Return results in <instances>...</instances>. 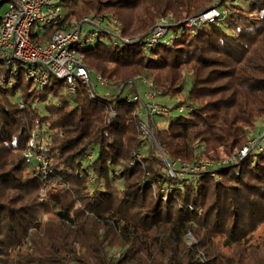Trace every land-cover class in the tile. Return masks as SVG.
I'll return each instance as SVG.
<instances>
[{
  "label": "trees",
  "instance_id": "1",
  "mask_svg": "<svg viewBox=\"0 0 264 264\" xmlns=\"http://www.w3.org/2000/svg\"><path fill=\"white\" fill-rule=\"evenodd\" d=\"M230 1L63 0L65 22L112 16L123 39L142 41L161 18L181 22L169 45L108 36L82 50L113 88L138 77L162 99L188 91L171 107L186 116L151 122L157 145L120 93L81 86L75 99L57 80L39 88L24 75L5 87L0 62V264H264V150L218 166L264 119V0ZM211 9L221 17L187 26ZM41 138L47 175L23 156ZM204 163L215 167L181 177L182 164Z\"/></svg>",
  "mask_w": 264,
  "mask_h": 264
},
{
  "label": "built area",
  "instance_id": "2",
  "mask_svg": "<svg viewBox=\"0 0 264 264\" xmlns=\"http://www.w3.org/2000/svg\"><path fill=\"white\" fill-rule=\"evenodd\" d=\"M1 2L2 7H6L5 13L0 15V62L8 71L6 79L1 81L5 87H16L17 77L24 75L39 88H46L53 80H57L64 85L70 97L75 99L81 86L103 89L106 97L120 93L128 103L136 105L134 117L138 120L143 138L151 139L154 144L156 140L150 130L151 122L157 117L172 118L175 113L178 116H186L191 111L190 108L183 107L173 112L168 106L157 103V99L162 98L161 92L155 88L151 80L130 81L119 88H113L110 80L86 68L85 55L82 51L83 48L92 47L99 41H105L108 36L115 38L116 46H122L120 43L137 42L144 43L147 48L160 43L169 45L174 38L171 28L174 25H180L181 22L161 18L152 32L142 41L140 37L130 40L122 38L121 25L112 16L87 17L75 24L72 21L65 22L67 9L64 7L63 0H1ZM220 17L219 10L211 9L202 17L188 22L187 26L213 23ZM52 29L55 31L51 38L44 40ZM102 34L105 36H101ZM169 34H171L170 37H168ZM36 38L39 42L35 41ZM118 40L122 42L119 43ZM114 116L116 113H113ZM39 141L34 149H27L23 154L27 165L38 164L35 168L47 175L51 162L43 156V148L39 146L42 142L46 143L45 138ZM263 150L264 144L259 139L251 140L235 156L218 163V166L238 164L251 151L261 153ZM91 160L92 157H89L88 161ZM168 167L171 165L168 164ZM174 167L176 168V164L173 165ZM213 167L215 166L210 163H204L201 166L182 164L180 171L181 174L198 173ZM120 256L121 254L117 253V258Z\"/></svg>",
  "mask_w": 264,
  "mask_h": 264
},
{
  "label": "rangeland",
  "instance_id": "3",
  "mask_svg": "<svg viewBox=\"0 0 264 264\" xmlns=\"http://www.w3.org/2000/svg\"><path fill=\"white\" fill-rule=\"evenodd\" d=\"M243 2V1H242ZM229 3L231 4V1L229 0ZM243 5V4H242ZM245 5V4H244ZM5 10H6V7H2L1 9H0V15H3L4 13H5ZM68 10V9H67ZM89 17H93V16H89ZM168 19H173L172 17H168ZM173 20H175V19H173ZM158 22V21H157ZM72 23L73 24H75V23H79V21L77 20V19H73L72 20ZM157 24V23H156ZM120 25H121V23H120ZM156 26V25H155ZM122 27V26H121ZM172 34V33H171ZM171 34H169L168 35V37H170L171 36ZM122 35V34H121ZM187 76V78L185 77V83H186V86L185 87H189L190 86V79L188 78V74L186 75ZM143 81L144 80V78H135V80H131V81H136V82H141V81ZM147 80V79H146ZM152 81V80H151ZM130 82V81H129ZM146 89V88H145ZM147 90V89H146ZM188 95V91H186L185 93H183V95H181L180 97H175L174 99H162V98H158L157 99V103H159V104H163V105H165V106H168L169 108H171L172 107V105H174L176 102H178L179 100H181V99H184L186 96ZM43 109H45V108H43V106H42V112L44 113V114H46V111H44ZM177 116H178V114L177 113H175V114H173L172 115V118H166V117H157L156 118V120H155V122H156V124L158 125V127L159 128H166L167 126H168V124H169V122H170V120L171 119H176L177 118ZM254 139H259L261 142H262V144H264V119H262L261 121H259L258 123H257V127H256V129L253 131V132H251L250 134H249V141H251V140H254ZM38 142H40L39 141V139L37 140V142L36 143H38ZM37 145V144H36ZM40 147H42L43 149L47 146L46 145V143H44V142H42V144L41 145H39ZM23 156H24V154H23ZM34 164V163H33ZM211 164V163H210ZM36 165H38V164H35V165H30V166H32V167H35ZM169 168V171H170V173L173 175V177H175V174H176V172H174L173 170H172V168L171 167H168ZM179 171H180V169H179ZM189 173V172H188ZM188 173H182L181 174V177H183V178H189V177H192L190 174H188ZM117 186H121V184L119 183V182H116L115 183ZM50 187V189L53 191L56 187H58V186H56V184H52V185H50L49 186ZM53 193L55 194V192L53 191ZM55 210H57V208L55 209ZM50 219V216H48V215H46V216H43V221H47V220H49ZM255 242L256 243H258V244H261L262 242H264V226H261L258 230H257V232H256V234H255Z\"/></svg>",
  "mask_w": 264,
  "mask_h": 264
}]
</instances>
